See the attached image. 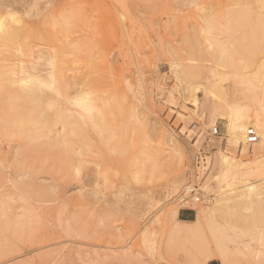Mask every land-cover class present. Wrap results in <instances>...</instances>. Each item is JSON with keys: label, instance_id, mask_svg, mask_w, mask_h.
I'll return each instance as SVG.
<instances>
[{"label": "rangeland", "instance_id": "374dc122", "mask_svg": "<svg viewBox=\"0 0 264 264\" xmlns=\"http://www.w3.org/2000/svg\"><path fill=\"white\" fill-rule=\"evenodd\" d=\"M202 7L224 12L211 48L195 41ZM236 11V0H0V264H262L263 208L251 230L207 214L200 229L182 224L185 248L168 242L172 209L194 221L214 201L217 153L263 169L264 147L231 143L218 116L264 107L262 43L234 27ZM37 50L55 56V90L21 81ZM76 103L93 106L92 126ZM209 105L219 119L203 126ZM189 185L203 202H182Z\"/></svg>", "mask_w": 264, "mask_h": 264}, {"label": "bare ground", "instance_id": "6f19581e", "mask_svg": "<svg viewBox=\"0 0 264 264\" xmlns=\"http://www.w3.org/2000/svg\"><path fill=\"white\" fill-rule=\"evenodd\" d=\"M236 5H237V11L235 12V14L233 16L237 17L241 22L239 23L240 26L234 25V27L238 28L237 30H241V31H244L246 28L251 29L252 33H257V36L260 39V44L262 43V47H263V51H261V52H264V0H236ZM214 11L215 10H213L212 7H209V8L202 7L201 8L202 13L199 11L200 14H202V16H201L202 24H200L198 26L199 33H196V34H199V38H196L198 36H195V38H196L195 41L197 43L198 48H202V47L207 48L208 46H209V48H211L213 45V40L211 37H209L207 31L212 28L213 22L216 21L218 18H223V16H221V15L224 14V12H223V14H221L219 12H214ZM220 12H222V11L220 10ZM17 13H13L11 11L8 12L7 16L9 18V20H15V21H12V23L17 22L16 21V14ZM227 13H228L227 19L231 20L232 15L230 14L229 11L226 12V14ZM18 16H19V14H18ZM196 31H198V29ZM39 47H37V49ZM27 48L28 47H26V50H28ZM35 49H33V51ZM53 50H51V51H53ZM42 51L37 50L34 52L33 55L31 53V56L29 58L31 61L29 62V59H28V64H22L20 66V68H19L20 73L22 74V76H24L23 77L24 79H22L21 81L24 82L23 85H25V86H26V84H31V85L38 84L37 86L43 85V87H46V88L52 90L54 88V86L59 82V80H57L56 73H55V66H56L55 60L56 59L54 60L55 56L52 57L53 54L50 57V56H47L46 54H44L43 53L44 51L43 52ZM21 56H23V55H21ZM24 58H25V56H24ZM260 61L262 62L261 64H264V54H263ZM19 62H21V61H19ZM23 62H26V60ZM174 65L175 64L173 63L172 66H174ZM177 65H178V63H177ZM177 65H175L173 67V70L171 73H173V76L175 77L174 79H176V81L179 84H181V83L185 82V78H184V75L180 72V70H178L179 67ZM257 67H258V64H257ZM189 87L190 86H187V89ZM46 88H45V90H46ZM54 90H55V88H54ZM56 90H57V88H56ZM202 92H203L204 96L207 95L205 89ZM192 95L194 97L195 94H192ZM214 97L215 96L213 94L210 95V98L213 99ZM197 101L195 99L192 100L193 106L196 108H197ZM73 103L74 102H72L70 105L73 106ZM74 105H76L79 108L78 109L79 111L80 110L83 111V113H76V116L78 115V118H79V119L76 118L78 123L83 124L84 127H85V125H87V127H88V124L90 126H92L94 123V119H92V117L90 115L91 114L90 111H92L93 106L88 105L86 107H83V105H81L80 103H78V104L76 103ZM247 109H249V108H247ZM237 110H240V111H237ZM245 110H246L245 106L244 107L241 106L238 109H236V108L232 109L229 107L228 108V114L226 116H224L222 114H221V116L218 115L219 117H221V120L224 121L225 136L233 144L246 146L245 145V135L249 130H253L255 132V134L257 135L258 139L254 144H251V146H254V148L257 146L264 147V107L263 108L260 107L259 111H251L252 109L251 110L249 109L248 110L249 112H248ZM70 111H73V110H70ZM76 112H77V110H76ZM217 114L218 113L215 111V109L209 105V109L207 110V113L204 116L202 115L203 117L199 115L200 121H201L200 123L203 126H205L207 124L208 125H215L216 120L219 119V118H216ZM248 126H250L252 129H250ZM215 128L211 127L210 131H214ZM194 130H198V129L194 128ZM56 135H58V133ZM203 138H204V136L202 134L201 139L199 140V144H200V141L201 142L203 141ZM186 147H187V144H186ZM190 149H192V148H190ZM195 150H197V149H195ZM256 150H258V148ZM192 155H194V154L192 153ZM217 156H218V160H216V161H219V162L217 163V165L215 167L212 168L211 174H209V176L212 177V180L214 182H216L217 186L218 185L220 186V189H219L218 193L216 194L214 201L211 203V205L208 207V209L207 210H202V209L198 210L197 215H196V219L194 221H186V220L179 219V217H178L179 210L177 208L172 209L170 212L172 217H173V220L175 221V223H177V225H175L171 229L170 234H169V238H168V242L176 250H177V248L183 249L186 247V244L188 243L187 236H189L191 234V230L187 227L182 226V224H194L195 227L200 229L203 226V220L206 218L207 214H209L210 216H223L224 218L228 217V216H230V214H232L231 216H233L235 223H237L239 226L245 227V228L250 229V230L252 228H254L253 227L254 224H257L258 221L261 220V217H259V216H260L262 210L264 209V206H263L264 205V174H263L264 173V170H263L264 169V160L261 163V164H263V167H262L263 169L259 168V166L257 168H250L249 166H247V168L243 167L244 170H242V167H240L241 164L237 163L236 161H233L232 159H230V160L227 159V156H225L223 154L217 153ZM195 159H197L196 156H195ZM191 163H192V161H191ZM194 168H195V166H194ZM209 169H210V167H209ZM197 171H199V169ZM239 171L241 172L240 173L241 176H243V177L246 176L248 178L251 177L252 175L254 176L255 174L257 175V177H259V175H261V174H263V175H261V177L256 182H252V181H249V179H247V180L243 181L242 185H240L239 187H233L236 185L234 183H232L231 181L237 179V177L240 176ZM261 171H263V172H261ZM181 182L182 181H181L180 177L177 178L175 180V183L173 184L174 187L179 186L181 184ZM237 186H238V184H237ZM185 190H187V188H185ZM202 198H203V196H202ZM203 200H204V198L202 199V202H203ZM2 203H3V200H2ZM3 205H2V207H4ZM242 210H244L245 212L246 211H249V212H248V214H245V215L241 214L240 215L239 211L242 212ZM4 215H6V214H4ZM4 215H1V216H4ZM29 219H30V217H29ZM231 228L233 230H235V227H231ZM218 229H220L219 233L223 237H225L224 230L222 229V227L221 228L218 227ZM215 258H221L223 263H225V261H226V259L224 257H221V256L216 257L214 255H211V256H208V258H204L202 260V262L197 261L196 264H207L208 260H213Z\"/></svg>", "mask_w": 264, "mask_h": 264}, {"label": "built area", "instance_id": "2783aa9c", "mask_svg": "<svg viewBox=\"0 0 264 264\" xmlns=\"http://www.w3.org/2000/svg\"><path fill=\"white\" fill-rule=\"evenodd\" d=\"M212 135L218 136L217 128H215V130L212 131ZM257 139H258V137L255 134V132L253 130H249L245 135V144L248 146L251 144H254L257 141ZM186 188H187V190H185V192L188 194L189 197H184L183 201H182L183 203H184V201L186 202L189 198H190V201L192 203H201L202 202L203 198H202L201 191L199 190L198 186L189 185Z\"/></svg>", "mask_w": 264, "mask_h": 264}, {"label": "snow or ice", "instance_id": "6c2138e0", "mask_svg": "<svg viewBox=\"0 0 264 264\" xmlns=\"http://www.w3.org/2000/svg\"><path fill=\"white\" fill-rule=\"evenodd\" d=\"M261 85H262V90H264V64H262L261 66ZM237 111H240V110H237ZM261 245H262V248H264V239H262ZM261 256L264 257V252L261 253ZM262 264H264V260H262Z\"/></svg>", "mask_w": 264, "mask_h": 264}, {"label": "crops", "instance_id": "0c3cea01", "mask_svg": "<svg viewBox=\"0 0 264 264\" xmlns=\"http://www.w3.org/2000/svg\"><path fill=\"white\" fill-rule=\"evenodd\" d=\"M183 220H186V221H188L189 219H188V217H185Z\"/></svg>", "mask_w": 264, "mask_h": 264}]
</instances>
